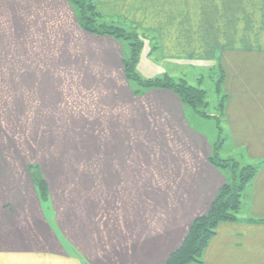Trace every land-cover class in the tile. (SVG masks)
Listing matches in <instances>:
<instances>
[{"label": "rangeland", "instance_id": "1", "mask_svg": "<svg viewBox=\"0 0 264 264\" xmlns=\"http://www.w3.org/2000/svg\"><path fill=\"white\" fill-rule=\"evenodd\" d=\"M87 1L83 0L81 5L86 7ZM89 2L95 8L88 13L93 17L91 26L97 30L108 26L113 33L121 35L112 38L120 44L123 61L130 60L131 43L137 49V61L132 71L140 81L124 76L128 84L119 83L131 96L155 89L175 94L169 87L146 90L142 87L144 80L164 77L169 83H183L205 91L203 103L195 107L180 102L187 124L205 135L211 145L207 159L214 153L219 160H227L226 166L213 165L223 174L222 186L226 182L233 183L235 178L237 181V172L242 166L263 163L260 159H250L243 147L234 145L229 125L223 117L228 93H243L246 110L251 109L250 100L255 108L256 99L257 104L258 100L264 103V29L260 28L263 22H254L251 32L240 34L244 22L241 24L240 18L231 12H223L225 0H201L197 5L201 10L198 14L212 22L211 38L202 40L205 46L202 45L203 49L199 51L190 48L191 45L182 46L178 51L183 49L188 58L174 62L160 59L157 50L159 37L154 34L156 42L147 39L151 34L143 30L147 25L143 16L133 24L122 17L104 16L98 12L94 0ZM10 4L0 2V206L6 204L8 209L16 210V205L20 204L19 210H24L27 215L26 196L16 195L15 198L25 199V203H17L13 195L18 194L14 192L16 189H26L30 181L34 188H30L34 194V214L41 213V220L44 219L47 225L52 224L48 228L54 230L58 240L66 228L72 234L81 229L80 232L87 231L91 237L102 238L101 255L122 253L121 256L126 257L127 249L130 255L134 246L128 248L124 244L119 251L114 250V233L123 232L122 220L127 223L129 219L134 222L135 228L131 227L136 234L141 233L139 227L145 222L136 219L139 214L133 209L138 208L137 197L144 189L153 198L160 194L170 196L165 198L168 200L176 189L173 178L165 177L166 165L159 154L166 151V145L178 143L180 137L175 134L178 130L155 128L159 121L156 103L136 98H130L129 103L121 96L122 91L111 87L107 75L121 77L122 73L116 74L121 66L101 64L103 50L108 49L105 42L86 41L81 36H74L75 31L69 29L64 13L60 12L56 20L47 19L51 16L47 7L34 11L36 8L32 3ZM72 7H78L74 14L79 18V5ZM229 16L234 21L230 28L223 21ZM153 24L157 27H154L155 31L159 32L157 22ZM61 26L71 31L70 37L59 35L65 32L59 30ZM147 42H151L150 45ZM111 53L114 59V51ZM206 53V61L196 60L203 59ZM213 53L215 59L209 60ZM122 68L124 72L123 63ZM162 68L166 74L161 75ZM140 102L146 112L143 119L147 120L149 116L150 122L139 124V128H127L124 118H137L138 110L133 104ZM182 146L178 147V152L186 158L191 157L193 154L188 146ZM258 151L264 153V149ZM36 180L42 182L45 193L39 194ZM249 194L250 186L244 191L236 219L239 214L242 219L253 218L250 216ZM130 209L133 210L130 212ZM52 212L53 219L46 220L45 215L48 219ZM156 213L164 214L157 209ZM253 213L263 218L252 220L260 222L264 219V211ZM151 219L155 220L153 215ZM29 230L39 237L36 225ZM2 234L16 236V231ZM123 257L122 264H131Z\"/></svg>", "mask_w": 264, "mask_h": 264}, {"label": "crops", "instance_id": "2", "mask_svg": "<svg viewBox=\"0 0 264 264\" xmlns=\"http://www.w3.org/2000/svg\"><path fill=\"white\" fill-rule=\"evenodd\" d=\"M1 1L6 4L10 2V5L14 6L22 5L24 2L32 3L36 8L34 11L41 7H47L51 13L47 19L56 20L59 18L60 12L64 13L68 20L69 29L75 31L72 32L74 36H81L86 41L93 39L105 42L108 49H102L104 56H102L101 64H105L107 67L111 66L110 63L113 67L119 68L121 66L116 74L122 73L120 74L121 77L119 75L116 77L107 75L108 82L112 83L111 87L119 92L122 91L121 96L123 99H127L129 103L130 98L150 100L151 103H156L159 108L157 115L159 121L155 124V128H177L178 133L175 134L180 138L178 143H174L173 146L166 145V151L164 150L163 154H159L161 161L166 165L165 177L173 178L175 181L176 189L173 191L172 197L165 200L166 197L170 196L160 194L153 198L149 192L143 189L142 194L136 200L138 208H133L139 214L135 216L136 219L145 222L139 227L142 229L141 233L136 234V230L132 229L131 226L135 228L132 219H129L127 223L122 220L121 224L124 231L114 233L115 240L112 248L119 251L121 245L124 246L125 244L128 248L134 246L135 250L132 249L130 255L129 249L126 251V257L121 256L122 253L101 255L104 247L102 238L97 239L94 235L92 238L87 231L86 233L80 232L81 229H77L75 235L66 228L64 233L62 232L61 240H58L54 235V230L48 228L52 224L47 225L44 219L43 222L41 213L34 214V194L30 189L33 188V185L29 181L26 189L22 191L16 189L14 192L17 191L18 194L13 195L14 201L17 203H25V199L21 197L26 196L27 215L23 213L24 210H19L20 204L16 205V210L8 209L9 206H5L6 204H2L5 207L0 206V230H2L0 233V264H122V257L130 261L131 264H163L168 255L181 244L190 222L206 212L218 189L225 181L222 172L207 160L211 145L208 144L209 141L206 136L191 129L187 124L184 119L183 106L172 92L155 89L141 95L131 96L122 84L119 85V83L128 84L122 68L120 44L109 35L90 34L83 31L78 18L75 16L76 8L74 9L67 0ZM94 2L98 12L104 16L122 17V19L124 18L133 24H137L143 16L148 25L143 30L151 34L147 39L155 41L154 34H156V38L159 37L160 46L157 50L162 60L176 62L188 58L183 54V49L179 51L178 49L182 46L189 47V45L193 50L203 49L202 45L205 46L203 41L206 38H211L209 35L213 33L211 31L212 22L209 19L199 17L198 13L201 10L197 8V5L200 4L201 0H94ZM232 2H234L233 6L231 5ZM227 5L229 7L225 9ZM222 9L223 12H231L232 15L238 16L241 24L244 22L241 25L244 27L240 29V34L251 32L254 22H263L260 28L261 30L264 29V0H225ZM69 14L70 17L68 18ZM146 15L148 18L145 17ZM231 16L223 19L229 28L232 27L230 26L231 22H234ZM142 21L144 22V20ZM153 22H157L159 32L155 31L157 27ZM62 27L59 30L65 32H61L59 35L70 37L71 31H66L67 29H62ZM115 43L119 48L116 47ZM232 47L238 51L234 46ZM113 51L114 59H112L111 53ZM117 53L120 55V59ZM203 55V59L198 58L196 60L206 61L208 54ZM215 56L216 54L213 53L209 60H214ZM163 74L166 73L162 68L161 75ZM225 101L223 117L229 125V134L234 145L243 147L250 159L263 160L258 173L249 185L250 194L248 197L251 199L250 216L253 217L252 219L263 218L255 216L256 214L253 212L264 211V153L258 151L264 149V103L258 100L257 104L256 99L257 107L255 108L252 105V100H250L251 109L246 110L247 101L243 93L236 94L235 92L234 94L228 93ZM133 106L138 110L139 117L130 119L123 116L127 128H139V124L145 123L146 125V122H150L149 116H147V120L143 119L146 112H144L145 109L141 102L133 104ZM254 108L255 111L252 110ZM233 121H236V124ZM182 145L188 146L193 154L191 157L186 158L178 152L180 151L178 147H183ZM16 195L21 196L20 199L15 198ZM35 202L39 206L37 198ZM161 202L165 203L161 204ZM133 209H130V212ZM156 209L164 214L156 213ZM152 215L155 218L154 221L151 219ZM48 217L47 219L45 215L46 220L51 221L53 212ZM237 217L238 220L235 222H221L217 225L214 238L202 251L200 262L194 264H264V221L259 222L251 218L242 219L240 214ZM34 225L39 231V237L34 235V231L29 230V228L33 230ZM9 230L12 233L16 231V236H3L2 233H8ZM77 238L80 240L79 243ZM107 249L109 248L107 247ZM92 253H97V255ZM161 261L162 263H159Z\"/></svg>", "mask_w": 264, "mask_h": 264}, {"label": "trees", "instance_id": "3", "mask_svg": "<svg viewBox=\"0 0 264 264\" xmlns=\"http://www.w3.org/2000/svg\"><path fill=\"white\" fill-rule=\"evenodd\" d=\"M72 6L79 5L80 16L78 18V22L80 27L88 32L102 35H109L113 38H119L121 35H116L114 30H110L108 26L97 30L93 28V17L89 16L95 10L92 3L88 0L86 7L81 5L83 0H67ZM78 8V7H75ZM93 16H96L93 13ZM113 26V25H109ZM126 38V37H124ZM132 55L130 57L129 62L123 61L124 72L127 79H133L135 81H140L138 77L133 73L132 66L137 61V49L135 45L131 43ZM142 87L144 90L152 87H169L178 99L182 103L190 104L195 107L197 104L203 103L205 97V91L203 89L186 86L183 83L173 84L168 82V78L164 77L163 79H155V80H144ZM218 82V86H219ZM215 154L213 153L207 159L212 165L215 167L226 166L227 160L215 159ZM229 160V159H228ZM262 165V164H261ZM259 162L255 165H244L237 172L238 177L234 179L233 183H225L216 193L213 201L210 203L207 211L197 218H195L189 225L188 230L181 242V244L176 248L169 256L167 257L164 264H194L198 263L199 258L202 254L203 249L206 247L208 240L215 234V229L217 225L221 222L227 221H237L236 214L240 210V206L243 202L244 191L247 186L253 181L254 177L258 173L259 168L261 167ZM234 169V168H233ZM238 167H236V170ZM224 170V169H223ZM235 171V170H234ZM236 172V171H235ZM232 175V172H231ZM37 190L39 194L45 193V189L41 183H38L40 180H36ZM35 181V182H36ZM264 221V219L262 220Z\"/></svg>", "mask_w": 264, "mask_h": 264}, {"label": "bare ground", "instance_id": "4", "mask_svg": "<svg viewBox=\"0 0 264 264\" xmlns=\"http://www.w3.org/2000/svg\"><path fill=\"white\" fill-rule=\"evenodd\" d=\"M46 195V194H45Z\"/></svg>", "mask_w": 264, "mask_h": 264}]
</instances>
